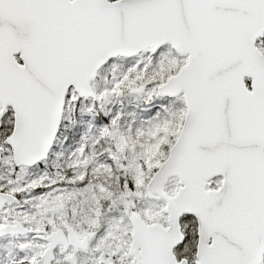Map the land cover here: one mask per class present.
I'll return each mask as SVG.
<instances>
[{
    "label": "snow or ice",
    "instance_id": "6c2138e0",
    "mask_svg": "<svg viewBox=\"0 0 264 264\" xmlns=\"http://www.w3.org/2000/svg\"><path fill=\"white\" fill-rule=\"evenodd\" d=\"M0 264H264V0H0Z\"/></svg>",
    "mask_w": 264,
    "mask_h": 264
}]
</instances>
